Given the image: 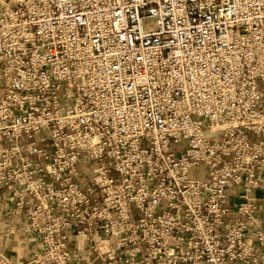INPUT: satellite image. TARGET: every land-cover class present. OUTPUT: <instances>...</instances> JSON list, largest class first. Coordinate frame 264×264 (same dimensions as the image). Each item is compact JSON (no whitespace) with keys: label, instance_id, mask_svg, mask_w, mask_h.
I'll use <instances>...</instances> for the list:
<instances>
[{"label":"built area","instance_id":"obj_1","mask_svg":"<svg viewBox=\"0 0 264 264\" xmlns=\"http://www.w3.org/2000/svg\"><path fill=\"white\" fill-rule=\"evenodd\" d=\"M263 173L264 0H0V211L29 264H264Z\"/></svg>","mask_w":264,"mask_h":264},{"label":"crops","instance_id":"obj_2","mask_svg":"<svg viewBox=\"0 0 264 264\" xmlns=\"http://www.w3.org/2000/svg\"><path fill=\"white\" fill-rule=\"evenodd\" d=\"M262 178L264 181V173ZM254 197L258 205L261 206L260 217L264 222V186L255 193ZM8 229L10 230L9 234L6 233ZM71 243L73 250L79 252L92 263L94 258L87 251L88 245L86 243L80 240H73ZM37 247L38 241L32 234L28 233L26 228H12L10 220L5 218L4 213L0 211V253L4 254L8 264H29L37 252Z\"/></svg>","mask_w":264,"mask_h":264},{"label":"rangeland","instance_id":"obj_3","mask_svg":"<svg viewBox=\"0 0 264 264\" xmlns=\"http://www.w3.org/2000/svg\"><path fill=\"white\" fill-rule=\"evenodd\" d=\"M154 25H155L154 21L153 22H150V21L146 22V29L151 30V29H153Z\"/></svg>","mask_w":264,"mask_h":264}]
</instances>
